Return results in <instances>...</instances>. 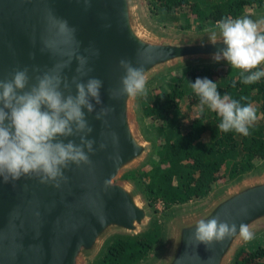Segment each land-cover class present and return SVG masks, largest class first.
<instances>
[{"label": "water", "instance_id": "obj_1", "mask_svg": "<svg viewBox=\"0 0 264 264\" xmlns=\"http://www.w3.org/2000/svg\"><path fill=\"white\" fill-rule=\"evenodd\" d=\"M45 9L76 29L78 54L88 57L87 67L92 69L82 79L103 81L102 105L96 106V111L102 106L113 111L104 124L94 118L95 112L84 110L93 128L87 138L95 141L97 149L90 156L91 171L85 165H70L64 170L68 181L59 189L34 177L7 184L0 179V264H84L110 235L133 236L146 231L147 206L122 175L141 163L149 145L135 123L134 96L109 98V89L121 87L124 72L119 61L143 65L148 82L173 64L213 59L224 47L219 37L215 43L212 39L177 42L158 38L140 24L134 0H0V79H10L13 69L28 67L30 84H35L36 75L66 59L41 51V37L48 35ZM95 50L98 56L91 55ZM76 67L73 59L62 75L71 81ZM69 91L75 95V86L65 95ZM112 132L118 137L116 144L108 135ZM62 139L79 143V137ZM102 142L107 147L99 150ZM213 217L235 223L237 233L210 248L189 243L197 222ZM241 223L251 230L264 224V170L224 192L204 210L176 219L160 264H232L244 242L238 234Z\"/></svg>", "mask_w": 264, "mask_h": 264}, {"label": "clouds", "instance_id": "obj_2", "mask_svg": "<svg viewBox=\"0 0 264 264\" xmlns=\"http://www.w3.org/2000/svg\"><path fill=\"white\" fill-rule=\"evenodd\" d=\"M44 19L48 35L41 37V51L47 50L66 59L36 75L35 84H30L32 77L28 67L13 69L10 79H0V179L7 184L21 177H34L41 184L59 189L68 181L64 170L70 165H85L92 170L90 156L97 149L93 147L95 141L87 138L93 128L84 110L88 114L95 112L94 118L107 124L105 117L113 108L102 106L96 111V106L102 105L100 89L103 81L95 77L82 79L92 69L87 67L88 57L78 54L80 45L75 38L76 29L70 27L67 20L56 17L50 9H45ZM209 31L213 43L219 35V41L224 45L214 54L215 61L223 60L239 70L243 84H254L264 78V68L260 67L264 65V20L222 18ZM91 55L98 56V50L92 51ZM144 55L150 59L146 53ZM73 59L77 61L76 75L69 81L62 73ZM119 67L124 72L121 87L109 89V98L146 95L143 65L133 66L131 61L121 59ZM32 71L39 72V69ZM72 85L75 95L70 91L65 95ZM190 88L199 98V113L203 114L207 108L221 118L217 125L219 131L250 135V128L257 121V109L252 103L242 105L227 93L220 95L217 84L207 78H197ZM108 135L113 144L118 142L116 133ZM68 137H79V143L71 139L65 143L62 138ZM106 147V142L98 146L99 150ZM236 233L235 223L221 221L219 217L202 219L197 222L188 242L202 243L210 248L214 242H222ZM238 234L246 243L254 239L247 224L239 225Z\"/></svg>", "mask_w": 264, "mask_h": 264}, {"label": "trees", "instance_id": "obj_3", "mask_svg": "<svg viewBox=\"0 0 264 264\" xmlns=\"http://www.w3.org/2000/svg\"><path fill=\"white\" fill-rule=\"evenodd\" d=\"M153 14H177L185 17L182 28L197 29L214 25L222 18L237 19L247 10L264 5V0H147ZM203 68L178 72L163 89L150 92L140 100V111L160 135L155 149V163L148 173L133 171L126 178L145 176L142 188L149 205L163 202L169 208L208 196L214 185L253 172L264 160V78L254 84H243L239 70ZM207 78L242 105L252 103L257 121L250 135L218 130L220 117L198 112V97L190 84ZM235 84L233 85V82ZM245 97L246 99H241ZM159 232L146 230L133 236L116 237L105 247L97 264H138L155 247ZM232 264H264V241L249 248H239Z\"/></svg>", "mask_w": 264, "mask_h": 264}, {"label": "rangeland", "instance_id": "obj_4", "mask_svg": "<svg viewBox=\"0 0 264 264\" xmlns=\"http://www.w3.org/2000/svg\"><path fill=\"white\" fill-rule=\"evenodd\" d=\"M134 2L140 24L142 25V27H144L146 30H148L158 38L177 42L211 39V32L209 31V29H211L214 25H208L204 29H197L195 27V23H193L191 25V28H182L181 26L184 25L182 23L185 22V17L180 15L178 12L177 14L171 13L167 14L166 16H164L163 14H153L149 10L147 0H134ZM244 17L250 18L254 21L264 20V5L260 7L251 8L238 18ZM217 37H219V35H217ZM214 67L223 69L231 68V66L223 60L217 62L214 59H192L188 61L179 62L153 75L149 79V81L146 82V95L134 96L133 102L135 123L143 138L148 143L149 149L141 163L135 169L124 173L122 175V178L128 180V182L135 187L141 201L147 206L149 213L147 230L155 229L160 234L155 247L150 251L148 256L138 264L161 263L163 257L167 252L172 225L176 219L188 217L204 210L224 192L230 190L231 188H233L238 183L244 180L254 178L256 173H259V171L264 170L263 160L253 172L243 174L231 181L221 180L217 182L208 196L201 199H193L185 204L175 205L169 208L165 207L163 202H157L153 206L149 205L145 192L142 188V182L146 179L145 176L140 175V177L137 179L124 177L125 175L133 171H141V174L144 172L148 173L155 163L156 156L154 153L160 135L157 130L153 127V125H150L142 116L140 111V100L142 98H147L150 92L154 91L155 88V90L159 88L160 90L163 89V86H165L164 83L178 72H186L188 70L196 68H203L206 73H210V69ZM260 67L264 68V65H261ZM210 112L211 111L208 110V113ZM252 231L254 233V239L247 243L243 242L241 247L249 248L251 246H254L255 244H258L261 241H264V224H259L258 226L254 227ZM126 236L127 235L118 233L110 235L104 242L101 250L97 252L94 256H92L90 259L85 261L84 264H97L98 259L101 257L105 250V247L112 241V239L116 237Z\"/></svg>", "mask_w": 264, "mask_h": 264}]
</instances>
